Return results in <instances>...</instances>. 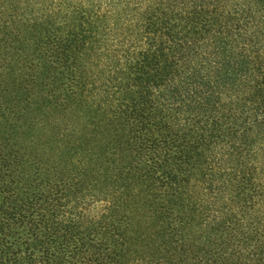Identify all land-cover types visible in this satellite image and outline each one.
<instances>
[{"label":"trees","instance_id":"trees-1","mask_svg":"<svg viewBox=\"0 0 264 264\" xmlns=\"http://www.w3.org/2000/svg\"><path fill=\"white\" fill-rule=\"evenodd\" d=\"M0 264H264V0H0Z\"/></svg>","mask_w":264,"mask_h":264}]
</instances>
